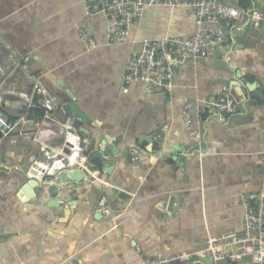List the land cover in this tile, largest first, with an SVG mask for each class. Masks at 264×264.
Here are the masks:
<instances>
[{"label":"crops","instance_id":"crops-1","mask_svg":"<svg viewBox=\"0 0 264 264\" xmlns=\"http://www.w3.org/2000/svg\"><path fill=\"white\" fill-rule=\"evenodd\" d=\"M227 1L244 12L225 41L197 62L177 65L172 92L164 94L127 82V63L145 39L193 36L198 24L191 8L148 7L129 41L108 44L107 18L89 14L83 0H0V59L35 55L28 69L55 98H74L91 116L87 136L79 128L87 160L72 167L84 176L67 183L59 206L50 204L47 186L55 175L39 179L35 161L48 159L62 137L38 143L32 134L0 133V264H67L70 258L140 264L157 255L197 253L209 236L242 232L244 195L264 190V32L247 27L249 9L258 10L262 0ZM80 29L99 46L90 49ZM20 70L19 79H9L30 84ZM226 89L238 109L221 120L206 103ZM6 98L11 120L27 116L42 123L44 109L19 96ZM190 102L203 111L198 126L184 115ZM69 117L59 103L45 124L56 128ZM166 121L163 141H147L144 135ZM133 149L139 153L129 161Z\"/></svg>","mask_w":264,"mask_h":264},{"label":"built area","instance_id":"built-area-1","mask_svg":"<svg viewBox=\"0 0 264 264\" xmlns=\"http://www.w3.org/2000/svg\"><path fill=\"white\" fill-rule=\"evenodd\" d=\"M237 1V0H231ZM240 1V0H239ZM89 14H103L108 21V44L129 41L134 23L144 16L148 7H188L195 11L198 31L191 37L160 36L145 39L141 48L128 60L125 79L127 82H143L150 93H171L175 76V67L184 65L189 60L197 62L205 57L211 46L222 44L227 36V29L233 21L243 14V9L227 0H83ZM251 25L259 28L264 20L262 10H254L251 14ZM79 38L90 48L99 43L86 29H80ZM29 57L18 60L15 53H9L0 59V133L7 137L13 133L32 134L34 141L47 143L56 136L62 137V143L53 148L48 159L42 161L38 157L35 165L39 179L56 175L63 169L76 167L86 162L84 155L85 138L69 117L53 128L46 125V119L58 109L59 102L50 90L33 74L27 65ZM24 68L30 81L28 85H19L20 69ZM7 95L19 96L29 107L44 109L42 123L22 116L11 120L5 108L11 105ZM38 100H35V97ZM221 120L237 111L238 106L233 94L226 89L218 99H210L207 103ZM203 111L199 102H190L184 109V115L190 126H198ZM33 130H27V126ZM139 153L133 149V154ZM102 206L106 199L101 200ZM243 230L239 234H223L209 236L205 245L197 252H181L173 255H157L145 258L140 264H170L173 261L187 260L200 256L211 258L212 264L228 262L229 264H264V190L245 194ZM1 249V244H0ZM67 264H78L70 258Z\"/></svg>","mask_w":264,"mask_h":264},{"label":"water","instance_id":"water-1","mask_svg":"<svg viewBox=\"0 0 264 264\" xmlns=\"http://www.w3.org/2000/svg\"><path fill=\"white\" fill-rule=\"evenodd\" d=\"M257 4V3H255ZM257 7L254 6L251 9H249V16H248V23H247V27H253L251 25V17L250 14L253 12V10H255ZM258 10H262L264 12V0L261 1V3H259V9ZM255 28V27H254ZM247 29V28H246ZM256 29V28H255ZM264 32V20L262 21L261 25L259 28ZM238 29L234 28L235 34H240L242 36L244 35H248L250 37H253V34L248 32H245V29L240 30V32L237 31ZM37 62V58L35 55H32L29 57L28 61H27V65L29 67H33ZM231 68L233 70H235L233 68V66H231ZM236 76L238 78H240V76H242V73L240 70L236 69ZM62 83V81H60ZM252 85V84H250ZM69 94L71 95V97H73L72 92H69ZM58 102L63 106L64 110L69 114L70 117L74 118V124L78 127L81 128L82 134L83 136H87L88 132L86 130V128L84 127L85 122H91V116L88 114V112H86V110H84L81 105L79 104V102H77L76 100H74V98L72 100H70L69 102L65 103L64 100L61 99V97L56 96ZM168 125V122H163L162 124H160L158 127L153 128L152 130L148 131L146 133V135H144V137L146 138L147 141L149 142H153V140L159 136V140L163 141L165 134H166V130L165 127ZM157 140V139H156ZM104 143V142H103ZM107 140L105 141V144H107ZM175 150H177V146L174 147ZM115 151V150H114ZM110 152L109 147L107 146L104 150L105 155H108ZM133 158V153L132 152H128L127 153V159L129 161H132ZM84 176V172L81 171L80 169H72V168H66L61 170L60 172H58L55 176H53V181L52 183H48L49 185H47L49 187V192L53 197L52 201H51V205L54 206H59L60 204V200H61V196H59L58 194L62 195L65 193V188L67 187V183H69L72 180H81ZM46 181V180H45ZM74 186H76L74 184ZM71 208H72V204H70ZM71 208H68L66 211V217L71 213ZM191 261H203L205 263H209L212 264L211 262V258H202L200 256L194 257L191 259Z\"/></svg>","mask_w":264,"mask_h":264},{"label":"trees","instance_id":"trees-1","mask_svg":"<svg viewBox=\"0 0 264 264\" xmlns=\"http://www.w3.org/2000/svg\"><path fill=\"white\" fill-rule=\"evenodd\" d=\"M42 116H44V114H45V112H44V110L40 113Z\"/></svg>","mask_w":264,"mask_h":264}]
</instances>
